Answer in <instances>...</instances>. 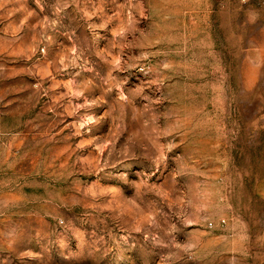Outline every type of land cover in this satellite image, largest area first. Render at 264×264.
Returning <instances> with one entry per match:
<instances>
[{
  "label": "rangeland",
  "instance_id": "1",
  "mask_svg": "<svg viewBox=\"0 0 264 264\" xmlns=\"http://www.w3.org/2000/svg\"><path fill=\"white\" fill-rule=\"evenodd\" d=\"M0 264H264V0H0Z\"/></svg>",
  "mask_w": 264,
  "mask_h": 264
}]
</instances>
